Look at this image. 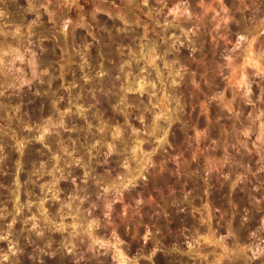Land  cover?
<instances>
[{
	"label": "rangeland",
	"instance_id": "374dc122",
	"mask_svg": "<svg viewBox=\"0 0 264 264\" xmlns=\"http://www.w3.org/2000/svg\"><path fill=\"white\" fill-rule=\"evenodd\" d=\"M0 264H264V0H0Z\"/></svg>",
	"mask_w": 264,
	"mask_h": 264
},
{
	"label": "bare ground",
	"instance_id": "6f19581e",
	"mask_svg": "<svg viewBox=\"0 0 264 264\" xmlns=\"http://www.w3.org/2000/svg\"><path fill=\"white\" fill-rule=\"evenodd\" d=\"M111 31V30H110ZM109 33V32H108ZM109 35H110V33H109ZM122 40V39H121ZM106 41H108L107 43H106V52L109 54H111V53H114L115 52V47H114V44H115V42H121L120 40H118V37H117V39L116 38H114V36L111 34V36H109V38L106 40ZM120 44V43H119ZM118 45V44H117ZM114 50V52H112ZM119 52V51H118ZM109 54V55H110ZM105 55V54H104ZM120 55V54H119ZM118 55V56H119ZM112 57H114V55L112 56ZM119 59V58H118ZM111 60V59H110ZM120 65V64H119ZM115 66V65H114ZM118 66V65H117ZM107 67V66H106ZM120 67V66H119ZM108 68V67H107ZM117 68V67H116ZM115 68V69H116ZM114 69V68H113ZM112 69V70H113ZM119 69V68H118ZM109 70V69H108ZM111 72V71H110ZM124 73H125V71H123ZM119 73V72H118ZM123 73V74H124ZM111 74H112V72H111ZM104 80V79H103ZM109 80V79H108ZM107 82V81H106ZM113 82V81H112ZM110 83V82H109ZM92 84V83H91ZM101 85H102V83H100ZM105 84V83H104ZM96 86V85H95ZM113 86V85H112ZM84 87V86H83ZM92 87V86H91ZM99 87H100V85H99ZM83 89V88H82ZM91 89V88H90ZM95 88H93V92L95 91L94 90ZM106 89V88H105ZM86 90V89H85ZM113 90V89H112ZM117 91V90H116ZM82 92V91H81ZM111 92H113V91H111ZM110 92V93H111ZM121 92V91H120ZM91 94V93H90ZM120 94V93H119ZM112 95V94H111ZM79 96V95H78ZM110 96V95H109ZM90 98V97H89ZM93 98H94V96H93ZM110 98V97H109ZM115 98V97H114ZM103 99V98H102ZM128 99V98H127ZM126 99V100H127ZM92 100V99H91ZM95 100V99H94ZM116 100V99H115ZM77 101V100H76ZM128 101V100H127ZM137 101V100H136ZM139 101V100H138ZM114 102V101H113ZM87 103V102H86ZM134 104L136 103L135 101L133 102ZM138 103V102H137ZM88 105V104H87ZM140 107V106H139ZM52 108V107H51ZM142 108V107H141ZM100 114V113H99ZM18 117V116H17ZM91 117V116H90ZM94 117V116H93ZM92 117V118H93ZM53 120V119H52ZM106 137V136H105ZM57 139V138H56ZM77 139V138H76ZM74 140V139H73ZM103 141V140H102ZM55 142V141H54ZM80 141H78V143H79ZM82 144V143H81ZM80 145V144H79ZM78 146V145H77ZM73 147V146H72ZM82 147V146H81ZM61 148V147H60ZM75 148V147H74ZM77 149H79V148H77ZM76 149V150H77ZM64 150V149H63ZM31 157V156H30ZM37 157V156H36ZM70 158H72V157H70ZM67 159V158H66ZM72 160V159H71ZM32 161V160H31ZM66 161V160H65ZM68 162V161H67ZM84 162V161H83ZM66 163V162H65ZM71 163V162H70ZM86 164H88L87 162H85ZM68 164H69V162H68ZM85 164V165H86ZM90 164V163H89ZM85 165H83V166H85ZM92 165V164H91ZM108 182V181H107ZM113 183V182H112ZM45 241V240H44ZM43 242V241H42ZM50 242V241H49Z\"/></svg>",
	"mask_w": 264,
	"mask_h": 264
},
{
	"label": "flooded vegetation",
	"instance_id": "af4514ba",
	"mask_svg": "<svg viewBox=\"0 0 264 264\" xmlns=\"http://www.w3.org/2000/svg\"><path fill=\"white\" fill-rule=\"evenodd\" d=\"M61 138V137H60ZM57 145H60V144H57ZM61 145H64V146H67L66 144H61ZM77 148H79V149H77ZM76 149H77V154H79V155H84V153H83V151L81 150V148L80 147H78V146H76ZM85 149V148H84ZM56 150V149H55ZM91 164V163H90ZM89 164V165H90ZM97 165L96 164H94V162H93V164L92 165H90L89 167H91V168H94L95 170H94V172L93 171H90L91 172V176H90V181H93V178L95 177V174H97L100 170H99V168L97 169V167H96ZM81 168V167H80ZM80 168H78L77 169V172L79 171H82L83 170V168L82 169H80ZM66 168L65 167H63V170H65ZM97 170H99V171H97ZM52 171L53 170H47V172H49L50 173V175L52 176ZM78 172V173H79ZM95 173V174H94ZM76 175V174H75Z\"/></svg>",
	"mask_w": 264,
	"mask_h": 264
}]
</instances>
